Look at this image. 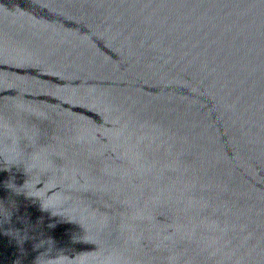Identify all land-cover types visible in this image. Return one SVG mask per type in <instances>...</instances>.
<instances>
[{
	"label": "water",
	"instance_id": "95a60500",
	"mask_svg": "<svg viewBox=\"0 0 264 264\" xmlns=\"http://www.w3.org/2000/svg\"><path fill=\"white\" fill-rule=\"evenodd\" d=\"M0 264H264V0H0Z\"/></svg>",
	"mask_w": 264,
	"mask_h": 264
}]
</instances>
